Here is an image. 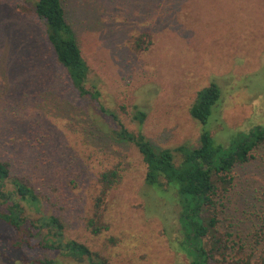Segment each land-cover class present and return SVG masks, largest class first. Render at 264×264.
Listing matches in <instances>:
<instances>
[{
  "label": "rangeland",
  "instance_id": "obj_1",
  "mask_svg": "<svg viewBox=\"0 0 264 264\" xmlns=\"http://www.w3.org/2000/svg\"><path fill=\"white\" fill-rule=\"evenodd\" d=\"M34 1L0 0L1 161L10 162L14 174L36 189L43 210L63 222L67 240L113 264H187L170 246L159 216L177 208L169 204L172 195L146 186L147 167L135 146L112 136L114 119L73 89L33 13ZM62 2L90 79L102 92L101 104L134 133V108L145 107L143 133L156 149L200 145L202 126L190 110L213 82L224 94L216 115L225 129L216 120L207 127L216 144L264 127V0ZM43 50L51 74L40 77V70L32 78L29 62ZM116 168L122 180L99 211L105 229L95 235L88 224L96 218L101 175ZM233 175L220 206V230L233 235L235 260L261 264L264 149ZM34 234L33 248L14 249V229L0 222V264L66 262L38 246L41 238Z\"/></svg>",
  "mask_w": 264,
  "mask_h": 264
},
{
  "label": "trees",
  "instance_id": "obj_2",
  "mask_svg": "<svg viewBox=\"0 0 264 264\" xmlns=\"http://www.w3.org/2000/svg\"><path fill=\"white\" fill-rule=\"evenodd\" d=\"M33 13L43 23L46 42L53 49L57 63L66 71L78 96L100 104L98 107L101 111L112 117L117 125L116 129L110 131L111 135L134 145L142 156L147 167L146 186L153 192L172 195L169 204L177 208L159 214L170 246L184 257L187 264H252L251 258H233L232 251L236 244L231 240L233 235L220 230V206H224L233 186L236 167L250 163L254 153L264 149V127L256 126L247 132H238L229 144H216L207 127L214 120L218 126H223L216 113L224 94L221 87L213 82L198 93L190 110L193 120L202 126L200 145L195 148L183 145L158 150L143 133L148 119L145 107L137 105L134 108L132 120L138 128L134 133L114 111L101 104L102 92L90 79V67L67 19L62 0H35ZM29 36L33 38L31 33ZM29 70L32 78L39 76L40 70V77H49L52 66L48 52L43 50L33 54ZM41 81L46 82V78H41ZM46 87L42 89L45 91ZM178 154L181 157L179 163ZM100 180L102 190L96 205V218L88 224L95 235H100L105 229L101 226L99 211L110 191L121 182L122 175L118 168L110 169L102 173ZM0 222L14 229V249L25 246L33 248V241L37 237L34 232H37L41 238L38 246L66 258V262L52 259L44 260L42 264H113L85 244L67 240L65 226L59 217L47 214L36 189L14 174L10 162L1 159ZM257 236H260V232H257ZM110 241L115 240L112 238ZM261 264H264V255Z\"/></svg>",
  "mask_w": 264,
  "mask_h": 264
}]
</instances>
